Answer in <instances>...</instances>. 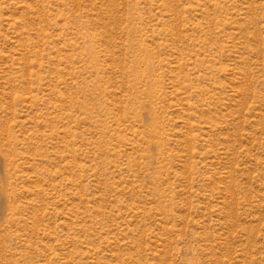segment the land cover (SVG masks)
<instances>
[{
	"label": "rangeland",
	"instance_id": "rangeland-1",
	"mask_svg": "<svg viewBox=\"0 0 264 264\" xmlns=\"http://www.w3.org/2000/svg\"><path fill=\"white\" fill-rule=\"evenodd\" d=\"M0 264H264V0H0Z\"/></svg>",
	"mask_w": 264,
	"mask_h": 264
}]
</instances>
